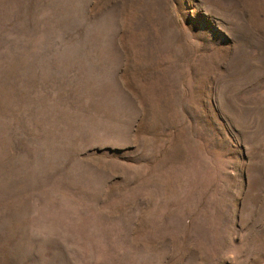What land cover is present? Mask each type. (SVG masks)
<instances>
[{"label": "rangeland", "instance_id": "obj_1", "mask_svg": "<svg viewBox=\"0 0 264 264\" xmlns=\"http://www.w3.org/2000/svg\"><path fill=\"white\" fill-rule=\"evenodd\" d=\"M0 264H264V0H0Z\"/></svg>", "mask_w": 264, "mask_h": 264}]
</instances>
